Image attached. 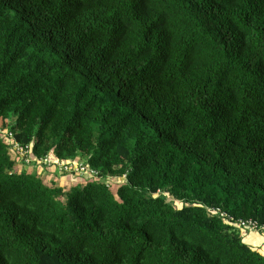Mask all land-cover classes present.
Returning a JSON list of instances; mask_svg holds the SVG:
<instances>
[{
  "label": "trees",
  "instance_id": "1",
  "mask_svg": "<svg viewBox=\"0 0 264 264\" xmlns=\"http://www.w3.org/2000/svg\"><path fill=\"white\" fill-rule=\"evenodd\" d=\"M242 222L264 230V0H0V264H264Z\"/></svg>",
  "mask_w": 264,
  "mask_h": 264
},
{
  "label": "rangeland",
  "instance_id": "2",
  "mask_svg": "<svg viewBox=\"0 0 264 264\" xmlns=\"http://www.w3.org/2000/svg\"><path fill=\"white\" fill-rule=\"evenodd\" d=\"M3 131H5L3 129ZM17 166L16 169H18L19 171H24L27 172L29 174H34L36 175L40 180H42L45 184H47L48 186L54 185V181L56 182V180L58 179V184L62 185L65 183H69L71 181H74L73 179H76V177L74 175H81L83 176V183H86L88 181H94L96 180L97 176H95V173L88 167L86 166L85 163L81 162L80 160H68L67 162H65L66 164H71L75 167H77L78 169H84L86 172L92 174V175H82L81 173H73V172H69L71 170V167H69L68 171H66L65 169H60L59 165L56 166L54 165V163L50 162V161H45L42 163H38L36 161H31L30 158H17ZM68 175V176H67ZM123 179H118L117 181L114 179H110L109 181H105L107 182H111L113 184V186L116 185V182H121ZM177 204L179 206H181V204L179 202H177ZM244 226V232L243 235L245 237L246 242L250 245L251 248H254L255 250H258L259 252H261L262 254H264V230H259L257 232H250L248 231L249 229ZM240 229V228H239ZM258 230V229H256ZM258 233L260 234V236L258 235Z\"/></svg>",
  "mask_w": 264,
  "mask_h": 264
},
{
  "label": "built area",
  "instance_id": "3",
  "mask_svg": "<svg viewBox=\"0 0 264 264\" xmlns=\"http://www.w3.org/2000/svg\"><path fill=\"white\" fill-rule=\"evenodd\" d=\"M22 158V157H21ZM28 159V158H27ZM34 161H37V160H34ZM45 161H50L52 163H54V165L58 166L59 165V168L60 169H68L69 167H71V170L69 172H73V173H81L82 175H89L90 173L86 172L83 168L82 169H78L77 167L71 165V164H66L64 161H59V160H56L54 159L53 157H47L45 158L44 160L42 161H37L38 163H42V162H45ZM68 171V170H66ZM92 175V174H90ZM211 213H217L216 210H209ZM242 225H245L248 229H249V225H247L246 223L242 222L240 226H238V228H241V230L244 229V226Z\"/></svg>",
  "mask_w": 264,
  "mask_h": 264
},
{
  "label": "crops",
  "instance_id": "4",
  "mask_svg": "<svg viewBox=\"0 0 264 264\" xmlns=\"http://www.w3.org/2000/svg\"><path fill=\"white\" fill-rule=\"evenodd\" d=\"M74 176L76 177V179H73L74 181H71L70 184L69 183H65V184L59 185L58 184V179H57L56 182L54 181V183H55L54 185H57V186H60V187H65V188H71L73 186H77V185L83 183V176H81L79 174L78 175H74ZM54 185H51V186H54Z\"/></svg>",
  "mask_w": 264,
  "mask_h": 264
}]
</instances>
